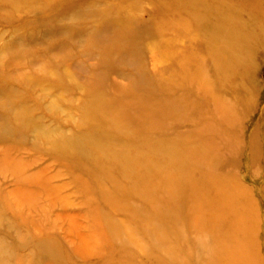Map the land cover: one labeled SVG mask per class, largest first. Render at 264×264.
Returning a JSON list of instances; mask_svg holds the SVG:
<instances>
[{"label":"rangeland","instance_id":"1","mask_svg":"<svg viewBox=\"0 0 264 264\" xmlns=\"http://www.w3.org/2000/svg\"><path fill=\"white\" fill-rule=\"evenodd\" d=\"M50 260L264 264V0H0V264Z\"/></svg>","mask_w":264,"mask_h":264},{"label":"bare ground","instance_id":"2","mask_svg":"<svg viewBox=\"0 0 264 264\" xmlns=\"http://www.w3.org/2000/svg\"><path fill=\"white\" fill-rule=\"evenodd\" d=\"M37 129H38V126H36L35 129H33V130H35V132H37ZM58 146H59V148H57V149L60 150V151L70 150V151L75 152V153L78 151L77 149H80L81 148V144L78 143V140L77 139L60 140ZM106 225H108V223H106ZM101 226H104V225H101ZM107 230L110 231L109 228H107ZM64 234L67 236L66 233H64ZM48 236L49 235H48V232H47V235L43 236L44 241H41V243L49 240L48 238H45V237H48ZM54 238H56L58 240V237H56V235H55ZM53 242L55 243V241H53ZM50 262H51V264H56L54 262V260H50Z\"/></svg>","mask_w":264,"mask_h":264}]
</instances>
